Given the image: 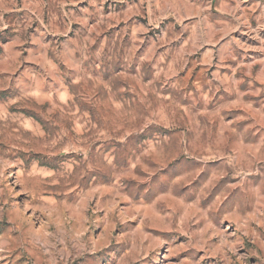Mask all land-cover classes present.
I'll list each match as a JSON object with an SVG mask.
<instances>
[{
  "label": "rangeland",
  "instance_id": "obj_1",
  "mask_svg": "<svg viewBox=\"0 0 264 264\" xmlns=\"http://www.w3.org/2000/svg\"><path fill=\"white\" fill-rule=\"evenodd\" d=\"M0 264H264V0H0Z\"/></svg>",
  "mask_w": 264,
  "mask_h": 264
}]
</instances>
